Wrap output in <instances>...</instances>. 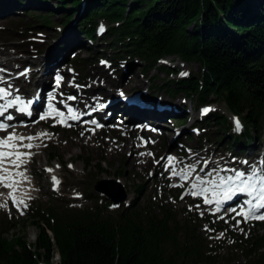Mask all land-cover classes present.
Wrapping results in <instances>:
<instances>
[{
	"label": "trees",
	"instance_id": "1",
	"mask_svg": "<svg viewBox=\"0 0 264 264\" xmlns=\"http://www.w3.org/2000/svg\"><path fill=\"white\" fill-rule=\"evenodd\" d=\"M47 2L34 0L40 6ZM55 9L61 30L76 20L89 47V40H97V19L103 18L114 23L103 35L114 53L146 62L172 54L197 63L198 74L180 81V88L198 104L216 99L239 116L244 132L225 138L232 150L245 151L244 145L262 140L264 0H56ZM65 46L58 44L57 51ZM211 118L220 129L228 125L224 116ZM54 204L30 213L37 229L31 246L27 237H0L2 264H214L194 225L180 223L168 207L156 211L138 200L114 210H108V202L76 208ZM253 224L264 226V221ZM260 240L264 244V235ZM248 264H264V252Z\"/></svg>",
	"mask_w": 264,
	"mask_h": 264
},
{
	"label": "rangeland",
	"instance_id": "2",
	"mask_svg": "<svg viewBox=\"0 0 264 264\" xmlns=\"http://www.w3.org/2000/svg\"><path fill=\"white\" fill-rule=\"evenodd\" d=\"M55 7L56 0H48L41 6L35 4L34 0H0V61L11 60L5 66L10 67L14 74H17V71L22 69L34 70L37 68L34 62L37 64L40 62L39 58L46 55V63L56 70L49 78L51 86H55L57 76L62 77L60 88L57 91V101L62 95L59 103L66 104V110L68 107L73 108L74 111L85 109L91 104L89 95L92 90L86 80L88 76L106 75L108 71L118 73L123 70L125 74H129L127 79L131 81L136 75V70L140 68V60L137 57L128 59L129 64L133 62L135 65L127 68L124 58H127L129 54L114 53L107 43L108 40H102V35H107V30L114 23L98 18L97 34L100 35L97 42L93 43V47H89L85 45L83 36L76 30L77 26L74 21L69 23L64 31L58 29L61 26L59 18L61 14ZM21 10L28 12V17ZM39 14H41L39 19L31 17V15ZM43 18H49L51 22L42 25L39 20ZM101 28L103 31L100 30ZM64 43L67 45L75 43V45L66 47L69 49L60 55L62 61L54 63L53 56L57 51V45ZM25 51L32 53V57H29L33 63L15 62L16 58L19 60L28 58ZM74 59L80 61V66L76 68L72 66L71 62ZM106 62L110 64L109 68L104 67ZM63 63H65L64 66ZM175 66L179 68V74L171 81L183 76L182 73L191 72L196 75L200 70L197 63L186 64L177 61ZM132 68H134L133 71ZM163 78L168 77L163 76ZM20 80L23 90L28 92L32 90L33 86L30 85L32 79H29V76L21 77ZM68 95L75 96L76 101L67 103ZM176 95L181 97L182 105L180 101H177L175 106L178 109L182 107L185 113L166 112L168 114L162 118L159 128L143 124V127L141 125L140 128L134 127V124H139V122L127 123L125 119L116 117L111 119L104 129L90 128L92 131L82 127L80 122L67 129L56 127L53 122L49 121L34 122V129L48 133L49 136L33 142L37 147L31 150L33 154L27 163L28 166L25 165L21 169L28 176L25 182L30 188L26 191L27 195L24 198L27 208L22 205L19 207L15 205L14 208L8 197L0 200L2 204L6 202V207H0V237L10 239L18 235L27 237V241L32 243L37 229L31 223L28 210L56 201L64 203V206L70 204L76 207L93 204L95 200L104 201L100 194L94 192V183L99 179L117 180L122 173L123 177L119 181L123 183L127 193V203L135 198V200L139 199L143 205L154 207L156 211H158V206L168 207L172 209L180 223L190 221L202 239L204 253L212 256L214 264H248L256 259L260 253L264 252V244L260 240L264 235L263 225L241 222L239 226H236L237 219H232L233 216L225 217L223 220L219 216L207 217L208 213L203 210L202 204L189 197L188 185L185 184L184 188L174 187L179 180L171 177L169 170L166 171L164 177H170V179L163 181V177L155 172V165L165 154L164 163L161 165L165 171L168 168L167 157L176 156L180 163L182 162L181 166L176 167L177 170L192 164L197 167L194 175H199L201 168L209 166L210 156L216 150L219 153L215 159L217 165L210 166L208 170L201 172V176H206L207 172L215 168L231 169L244 166L242 162L245 160H248L250 164L256 162L261 165L260 161L264 160V156H261V150L258 148L259 142L257 139L252 142L253 149L248 150L241 158L233 157L234 152L227 148V142L230 140H225V138L237 132L235 121L239 119L229 112L224 103L216 99L200 105L192 96H190L192 101L188 100L186 98L188 94ZM205 105L211 106V114L226 116L229 120V127H221L220 132L217 133L216 123L211 116L203 121L204 116L200 110ZM159 106H168V102H162ZM16 127L20 126L13 125V130ZM128 128L132 129V134L127 132ZM241 130L240 127L239 131ZM147 131L163 133L164 138L160 137L156 142L155 138H148ZM223 133V138L220 139ZM262 133L264 135V130ZM125 140L128 146L132 140H138L139 145L143 146V152L151 153L150 164L147 168H139L131 162L132 155L128 148L122 151L116 148V145ZM260 142L263 144L264 139ZM195 155L197 157L190 161L189 158ZM50 157L55 159L49 161ZM86 163L90 166H86ZM234 163L235 166H233ZM49 169L51 171H48ZM221 174L230 175L231 172ZM53 177L59 181L58 184L52 179ZM138 187L140 191L136 192ZM0 191L4 190L0 187ZM88 193H91L90 196L94 194V199L88 198ZM197 205H199L198 208ZM110 208L114 207L110 206Z\"/></svg>",
	"mask_w": 264,
	"mask_h": 264
},
{
	"label": "snow or ice",
	"instance_id": "3",
	"mask_svg": "<svg viewBox=\"0 0 264 264\" xmlns=\"http://www.w3.org/2000/svg\"><path fill=\"white\" fill-rule=\"evenodd\" d=\"M103 31V28L100 29ZM26 74V73H25ZM182 75H187V73H182ZM62 77L57 76L55 83L57 86L60 85ZM13 93L6 89L0 88V100H5L12 96ZM55 99V97H53ZM68 100H75V96H68ZM23 104L21 107L20 105ZM20 113H29L31 107L30 103H24L17 96L13 99H7V103L0 104V117L6 118L7 121H12L14 119L13 115H6L10 109H13ZM100 107H103L101 105ZM212 111V109L205 108L203 112ZM57 118L58 123H62L65 126H70L67 124V120H78L79 115L73 110V108H67V116L64 111L58 110L57 107L53 105H48V111L39 117L40 120H47L49 118ZM96 128L102 127L95 120L91 121ZM9 128H13V125L9 123H4L0 121V131L6 132L7 135L4 138H0V185L4 188L9 189V198L14 205L23 206L27 208L25 199L17 195L19 186L28 180V176L25 174L24 170H21L23 166L27 165L32 157V149L37 147L31 143L38 138L44 136H49L48 133H40L39 136H22L16 131L9 132ZM235 128L237 131L240 130L239 120L235 121ZM92 131V129H89ZM83 134V133H82ZM28 141V143H25ZM151 155V153H147ZM143 155V153H142ZM242 163L248 164V161H243ZM167 164L169 166L168 170L171 172L173 177H178L180 180L189 182L191 181V192L190 195L194 197H202L203 204L205 205H216L215 212L221 211V205L226 202L232 201L238 195H245L249 197L242 201L237 207H232L225 210V215L229 213H235L236 217H241L243 221L248 220H259L264 221V168H259L255 164L250 165L246 170H241L237 168L231 169H221L215 168L212 171L207 172L206 176L194 175L197 171L196 165L189 164L186 167H182L179 170L175 167L176 158L172 156L167 157ZM261 165H264V160L260 161ZM71 167V165H69ZM48 171H51L49 169ZM201 172L204 169H200ZM231 174H224L221 173ZM55 183H59L55 177L52 178ZM183 187V185H180ZM0 195H3L0 193ZM27 195V193H25ZM183 199V197H181ZM0 207H6V202L0 204ZM197 208L199 205L196 206ZM239 208V210H237ZM23 214V211H21ZM203 214V213H201ZM221 220L224 216L219 217ZM241 220H236V226H239ZM243 231V229H241Z\"/></svg>",
	"mask_w": 264,
	"mask_h": 264
},
{
	"label": "bare ground",
	"instance_id": "4",
	"mask_svg": "<svg viewBox=\"0 0 264 264\" xmlns=\"http://www.w3.org/2000/svg\"><path fill=\"white\" fill-rule=\"evenodd\" d=\"M9 14L10 13H8V15ZM17 50H20V49H17ZM25 53L27 54L28 58L20 59V60L16 58L14 61L21 62V63H25V62L33 63V60L30 59V57H32L31 56L32 53L30 51H25ZM45 58H46V55H43L42 57H40L39 58L40 62H38L37 64L36 62H34V65H36L37 68H35L32 71L30 69L27 73V76H29V79H32L33 87H36L33 93L35 94L36 97L40 98L41 100L45 99L47 94L53 91L49 78L51 75H53L54 71H56L55 68H53L51 65H48L46 63ZM10 61L11 60L0 61V62L4 64H9ZM104 67L109 68V66L106 64L104 65ZM133 70L134 68H132V71ZM132 73L133 72H131V74ZM135 74L136 75L133 77L131 81L127 79L129 74H125L123 70L118 73H115L114 71H108L106 72V75L105 74L104 75L102 74L93 75L92 74L91 77L88 76L86 78V80L89 82V87L92 90L89 95V99L91 102L89 106L90 111L95 113V116L102 123L107 124L111 119L116 117V118H125L127 123L139 122L140 124H144L152 128H159L160 122L166 114L170 112L172 113L178 112L182 114L185 113V110L182 107L178 109L175 106L177 101H180L181 102L180 105H182V99L181 97H178V95H176L178 93L173 94L174 93L173 89L175 87L174 81H171L165 78L155 79L154 81H152L150 78H152L154 75L153 71L148 72L147 79H144V77L140 74L139 70H136ZM129 84L138 85L139 89L137 90V92L140 94V96L145 101H147L146 103L151 105L150 109H141L139 107L128 106L123 103H118L117 107L112 106L109 108L105 107L102 109H98L97 107H95L97 102L102 100V97L113 96L114 98H119L127 94L128 91H132L131 88L129 87L127 88ZM161 91L162 93L160 94ZM156 94L158 95L155 96ZM169 101H171L170 104H169ZM162 102H168V106H166L167 108L159 110L158 106ZM183 103H184V100H183ZM108 112H110V114H108ZM29 121H31V118L25 117V122H29ZM34 126L35 124L31 121L29 124H24V125H21L20 127H16L14 131H16L19 135H22L25 137L30 136V135L39 136L40 133H44L41 130L34 129L33 128ZM127 132L130 134L133 133L132 129L130 128L127 129ZM147 134L149 135L148 138H155L156 142L158 138L163 137V133L159 134L158 132H153V131H147L146 135ZM35 141H37V139L34 141H31V143ZM25 143H28V141H25ZM142 147H143L142 145H139L138 140H132L129 146L126 140L121 141L118 145H116V148L121 151L128 148L130 154L132 155L131 162L133 164L137 165L139 168H147L150 164V160H149L150 155L145 154L142 150ZM164 155L161 156L162 158L160 159V161L156 163L155 172H157L158 176L163 177V181H166L170 177H166V176L164 177L168 168L164 171L161 167V165L164 163V160H165ZM217 156H219V153L217 150L216 152H212L210 156V160L208 162L209 166L204 167L203 168L204 171L208 170L210 166L212 167V166L217 165V162H215V159ZM195 157L197 156L196 155L194 157L192 156L189 158V160L192 161L194 160L193 158ZM142 162H145V164H141ZM260 168H264V165H261ZM246 169H248V165L244 170ZM19 189L20 190L18 191L17 195L22 196L25 193H27L26 191H28L30 188L28 187L27 182H24L19 186ZM3 190L4 191H0V193L3 194V195H0V200H3L4 197L6 196L9 197L10 190L6 188H4Z\"/></svg>",
	"mask_w": 264,
	"mask_h": 264
},
{
	"label": "water",
	"instance_id": "5",
	"mask_svg": "<svg viewBox=\"0 0 264 264\" xmlns=\"http://www.w3.org/2000/svg\"><path fill=\"white\" fill-rule=\"evenodd\" d=\"M94 189L97 192L103 193L105 198L109 199L113 205L122 203L127 196L122 184L113 179H102L97 181L94 185Z\"/></svg>",
	"mask_w": 264,
	"mask_h": 264
}]
</instances>
